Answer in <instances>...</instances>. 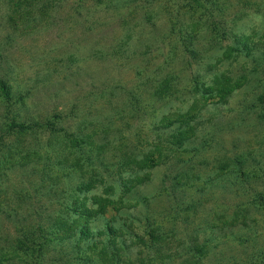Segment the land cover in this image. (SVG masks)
I'll return each mask as SVG.
<instances>
[{
	"label": "rangeland",
	"instance_id": "obj_1",
	"mask_svg": "<svg viewBox=\"0 0 264 264\" xmlns=\"http://www.w3.org/2000/svg\"><path fill=\"white\" fill-rule=\"evenodd\" d=\"M170 3H174V0ZM233 4V9L229 8L231 16L225 20L228 23L227 38L222 41L219 49L220 45H215L218 54L213 55L212 65L203 66V63L198 67L196 63L185 61V54L182 52L171 50L174 35L167 38L161 48L159 45L162 40L154 41L152 50L158 48L159 55L157 54V58L154 56L153 60L162 64L176 58L177 68L183 74L182 81L174 89L176 95L171 100L160 99L153 93H144L142 102L139 99L132 100L129 107L130 96L123 93L135 90V61L128 54L119 51L126 30L118 20L110 19L112 13L101 9L86 22L70 24L63 21L64 24L60 23L63 25L56 27L38 25L34 29L18 28L14 33L12 31L15 29L10 24L4 30L0 28V76L12 85L14 94L10 108L5 107L0 94V136L6 130L7 115L17 122H29L33 118L45 119L61 114L64 119L58 120L57 128L65 130L68 136L86 130L91 125L100 133L105 126L116 128L117 130L110 131L114 134L111 151L115 160L127 157V167L112 169L110 179L97 182V188H103L107 184L108 187H115L120 194L125 183L126 187H131L136 186L134 178L140 176V179H145L143 185L134 187L132 193L125 198L123 205L130 208L123 210L121 216L118 215L112 222L119 230L122 227L130 230L123 236V240L132 246L128 252L125 251L126 258L131 262L145 260V264H264V209L256 210L251 206L248 208L251 215L243 218L244 206L239 205L246 201L244 196L239 197L225 192L222 187L214 186L223 184L215 176L225 160L221 156L222 152L220 153L222 146L217 142L225 141L236 153L238 147L233 140L236 144L241 143L247 131H254L248 128L250 123L245 121L248 103L244 100L248 98V94L234 96L227 105H220L215 98L194 93L190 85L193 77L213 74L219 67L233 74L236 65L232 66L230 60H217L222 57V53L219 54L222 48L234 47L235 42H245L253 48L264 69V0H233ZM156 6L155 10L160 9L164 13L163 20L157 22L155 36L165 34L170 29V25L165 24V18H168L166 10L172 5H168L165 0H157ZM177 30L181 32V29ZM133 32L140 39L142 34L139 30L134 29ZM12 33L13 36H7ZM153 34L154 31L146 27L144 37L153 40ZM240 48L243 49V45ZM258 106L264 107V103ZM126 107L131 112L128 117L122 111ZM176 130L184 132L179 135ZM61 134L64 135V131ZM258 134L260 139H264V132ZM14 135L6 138L12 146L17 141L29 138ZM36 136L49 141L47 134ZM61 137L51 140L65 154L72 143V136L64 140L59 139ZM101 138L100 134L99 139ZM240 151L242 153L246 150ZM44 153L48 152L44 150ZM151 154L153 162L160 159V163L147 170L146 162L143 168V160ZM122 163L124 162L118 164ZM35 165H32L34 167L30 171L40 174L43 166L39 163ZM179 174L186 175L183 184H187L190 189L184 186L182 189L187 191L183 194H163L161 199H155L166 186L171 189L174 177ZM27 177L22 172H15L9 180L6 179L5 182L10 184L9 193L22 186L34 187L33 184L38 181ZM76 179L70 180L69 188L77 185ZM37 186L39 185L35 184V189ZM47 188L54 191L51 185ZM207 189L214 191L201 195L194 192ZM49 194L52 197L50 190L41 189V205H49ZM3 198L7 197L3 195L1 199ZM169 198L191 206L189 211L184 207L177 213L175 221L178 237L168 236L157 248H144L145 245H141L132 234L143 239L145 244H155L149 241L143 226L148 219L147 207L150 205L154 211H162L168 206ZM29 203L28 200L23 205L27 214L26 207ZM192 204H196V207ZM88 206L92 207V202ZM236 214H239L237 222L240 224L234 227L230 224ZM114 215V211L110 210L91 224L95 241L102 244L109 242L110 236L104 225ZM134 218L144 224L135 222ZM169 223L164 225L169 228L171 222ZM240 228L243 229L240 231ZM139 244L140 247H134ZM198 245L199 249L195 247ZM190 248L192 252H189Z\"/></svg>",
	"mask_w": 264,
	"mask_h": 264
},
{
	"label": "trees",
	"instance_id": "obj_2",
	"mask_svg": "<svg viewBox=\"0 0 264 264\" xmlns=\"http://www.w3.org/2000/svg\"><path fill=\"white\" fill-rule=\"evenodd\" d=\"M170 1L165 0L168 5H172L166 10L168 18H165V24L170 25V29L157 36V22L163 20L164 13L160 9L155 10L157 0H0V28L4 30L10 24L15 29L12 31L14 33L18 28L34 29L38 25L56 27L63 25V21L70 24L86 22L101 9L112 13L110 19L118 20L126 30L119 51L128 54L135 61L133 65L136 70V92L123 93L130 96L127 106L129 107L132 100L139 99L142 102L144 93H153L160 99L171 100L176 95L174 89L182 81L183 74H180L177 68L176 58L162 64L153 60L154 56L157 58L159 51L158 48L152 50L154 41L162 40L159 45L161 48L165 40L174 35L171 50L182 52L186 56H183L185 61L196 63V66L200 67L203 63V66L212 65L213 55L227 38L228 23L225 20L231 16L229 8L233 9V0H174V3L169 4ZM61 22L63 24H60ZM145 23L146 27L154 31L153 40L144 37ZM177 28L181 29V32H178ZM134 29H138L142 34L140 39L134 35ZM13 33L7 36H13ZM215 45L220 46L215 49ZM239 45H243V49ZM228 48H222L219 52L222 57L217 61L230 60L232 66L236 65L233 74L219 67L213 74L193 77L190 85L194 93L210 99L215 98L220 105H227L234 96L242 97V93L248 94V98L244 100L248 103L245 121L250 123L248 128L254 131H247L241 143L236 144L233 140L238 147L236 153L225 141L217 142L222 146L220 153L222 152L221 156L225 160L215 176L219 181H223V184L214 185L224 188L227 193L244 196L246 201L239 206H244L245 218L251 215L252 212L248 210L251 206L256 210L264 209V139L258 137V132H264V107L258 106L264 103V69L256 58L255 50L245 42H235L234 47ZM0 94L3 96L5 107L10 108L14 98L12 85L2 76ZM127 107L122 111L128 117L131 112ZM61 119H64L61 114H54L45 119L33 118L29 122H17L15 118L11 120L7 115L6 130L0 136V264H145V260L136 263L126 258L125 251L128 252L132 246L126 244L123 236L130 230H125L124 227L121 228L124 231L119 230L112 223L118 215L121 216L123 210L130 208L123 205L125 198L132 193L134 187L143 185L145 179H140V176L134 178L136 186L126 187L125 183L120 194L115 187L105 184L103 188H97L96 185L97 182L110 179L112 169L127 167V157L115 160L111 151V139L114 134L110 131L117 129L105 126L100 133L91 125L86 130L68 136L65 130L57 128L58 120ZM62 131L64 135L61 134ZM175 132L182 135L184 131ZM13 134L29 138L17 141L16 145L12 146L8 144L7 139ZM37 134H47L49 141L36 136ZM60 136L62 137L59 139L62 140L72 136V143L65 154L51 140ZM241 149L246 151L241 153ZM44 150L48 153L45 154ZM118 160V163H124L118 164ZM155 161L153 162L151 154L143 160V168L145 162L147 170L155 168L160 159ZM35 163L43 166L40 174L30 171ZM15 172H22L25 176L28 175L27 179L33 177L38 182L33 184L34 187L22 186L9 193L10 184L5 181ZM184 178L185 174L175 176L171 189L166 186L155 199H161L163 194L186 192L182 187L190 188L183 184L186 180ZM71 179H76L78 183L69 188ZM35 184L39 185L36 189ZM50 185L54 187L52 192L47 188ZM41 189L50 190L52 193V197L50 194L48 196L51 199L46 207L41 205L39 198ZM213 191L207 189L194 192L201 195ZM3 195L7 198L1 199ZM28 200L30 205L26 207L27 214L23 205ZM167 200L168 206L162 211H154L150 205L147 207L149 213L146 224L138 221V218L133 219L144 224L149 241L155 242L145 244L143 239L132 234L141 245H145L144 248H157L168 236L178 237L175 221L177 213L184 207L189 211L191 206L188 207L189 204L182 201L178 203L175 198ZM90 202L92 207L88 206ZM192 205L196 207V204ZM110 210L114 211L115 215L104 225L110 239L107 244H102L94 240L91 224ZM234 217L230 225L235 227L240 224L237 222L239 214ZM169 222L171 226L167 228L165 225ZM242 229L240 228V231ZM140 244L134 247H140ZM199 246L195 247L199 249ZM189 250L192 252L191 248ZM189 257L191 258V254Z\"/></svg>",
	"mask_w": 264,
	"mask_h": 264
}]
</instances>
